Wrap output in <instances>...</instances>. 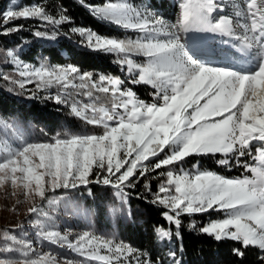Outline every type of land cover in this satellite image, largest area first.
Returning <instances> with one entry per match:
<instances>
[{"label": "snow or ice", "instance_id": "obj_1", "mask_svg": "<svg viewBox=\"0 0 264 264\" xmlns=\"http://www.w3.org/2000/svg\"><path fill=\"white\" fill-rule=\"evenodd\" d=\"M80 3L99 20L139 33L136 39H117L86 28L71 30L82 38L81 46L114 55V63L132 84L150 86L152 102L138 98L131 89H123L124 82L119 78L100 75L97 81L93 73L72 64L30 65L8 50L7 56L22 79L3 75L4 80L26 91L27 85L34 84L36 90L30 92V98H37V92H48L44 99L68 107L71 115L103 131L57 133L45 142L21 140L0 157V184L10 182L13 187H21L26 197H38L40 201H47L48 193L58 189L103 184L115 189L123 205L126 190L135 186V180L168 168L158 174L164 179L151 203L167 209L163 216L176 231L157 227V237H179L182 215L222 212V219L210 221L199 231L216 241L237 242L239 246L232 253L240 262L245 250L258 249L257 264H264V0H245L235 20L228 15L214 17V13L224 12L223 0H180L178 18L171 24L151 12L137 10L126 0H107L102 6L85 4V0ZM21 19L36 20L40 27L53 26L51 35L34 32L35 37L48 40H55L59 26L70 22L63 12L57 18L35 3L5 11V27L0 35L21 31L23 25L7 27ZM189 31L225 37L222 42L245 54L252 67L246 70L196 58L182 42L181 34ZM138 56L144 58L143 62L135 59ZM53 88L57 89L55 94L50 91ZM92 90L110 96L111 107L98 110L94 102L83 103L75 98L82 95L92 100ZM253 142H259L255 164H241V157L252 155ZM161 153L162 158L150 162ZM217 154L222 157L217 164L231 167L235 162L251 175L229 178L198 167L192 171L182 167L189 157ZM175 166H181L179 171L174 170ZM94 169L102 170L103 175L97 174L93 180L90 177ZM145 189L152 191L148 184ZM28 214L37 217L29 223L39 241L66 248L80 260L58 258L51 250L37 251L31 240L14 234L17 229L24 230L22 224H17L2 233L0 264H132L128 260L134 255L132 248L115 236L86 228L70 239V230L62 233L39 218L52 220L42 204L33 203ZM189 227L195 229V221ZM169 256L174 264H180L174 251ZM136 264L153 261L140 254Z\"/></svg>", "mask_w": 264, "mask_h": 264}, {"label": "trees", "instance_id": "obj_2", "mask_svg": "<svg viewBox=\"0 0 264 264\" xmlns=\"http://www.w3.org/2000/svg\"><path fill=\"white\" fill-rule=\"evenodd\" d=\"M6 0H0V13L4 8ZM132 3H150L152 7L163 9L175 4V0H127ZM107 0H85V4L102 6ZM117 2V0H111ZM39 3L43 5L49 14L59 18L63 14L69 17V21L59 26L57 38L48 40L46 38H38L34 36L37 30L46 31L52 34L53 26H39L36 20H17L10 22L7 27L13 25H23L21 31L10 35H0V116L17 115L24 120L33 121L39 130L52 135L57 133H65L75 130L84 125L94 127L97 131L102 132L103 129L86 124L82 119L70 114L68 107L57 105L51 100L44 97L48 92H37V98H30V92L35 91V85L29 84L26 90L20 89L17 85L6 81L3 75H8L13 80L22 79L16 72L17 66L11 62V58L7 56V51L12 50L18 54L22 61L39 66L41 62L48 65H68L78 66L83 72L93 73L94 79L98 81L100 75L111 76L121 80L127 79L124 72L120 71V66L114 63L116 57L114 55L92 52L86 47L81 46V37L77 33H73L72 28H86L97 32L100 35L117 38V39H136L138 34L131 30H126L115 26L111 23L104 22L91 15L88 8L80 3V0H20L19 8L25 5ZM5 25L0 26V31ZM46 58V59H45ZM79 83V82H77ZM131 83V82H130ZM134 91L143 98H147L150 86L143 84H132ZM153 90V89H152ZM53 94L56 88L50 90ZM76 92L77 90L70 89ZM83 91V90H79ZM93 91V99L80 95L76 99L83 103H95L96 106L111 107V97L105 96L103 93ZM98 97V98H97ZM167 151V149H166ZM164 153H161L162 158ZM246 155L241 157V164H255L253 157ZM222 158L219 154L216 156H194L187 158L182 167L194 169L196 165L208 168L216 172L227 173L229 175L239 177L251 175L245 172L244 168L233 162L231 168L221 166L216 163ZM156 159L150 162L154 163ZM181 167V166H179ZM163 172L162 169L156 172H149L146 177L134 181L135 186L128 188L127 201L133 209L134 216L127 224L121 223V230L124 237L137 248L141 249L145 254L160 264H166L169 259V252L176 253V259L180 264H257L259 250L249 248L245 250L246 254L243 262L240 258L232 253L234 247L239 246L237 242L230 240L216 241L213 237L203 234L199 228L206 225L210 218L217 217L214 212L182 215L180 236L175 235L171 240H161L157 237L155 229L163 227L165 230L171 229L175 233L174 225H170L163 216V212L167 209L159 204L151 203L153 193L158 189L159 183L163 177L158 174ZM145 184L150 185L152 191L145 189ZM94 184L91 185L89 192L82 193L86 199L92 197V193L97 191ZM81 194V192H80ZM119 198V197H118ZM195 221L196 228L192 229L189 225Z\"/></svg>", "mask_w": 264, "mask_h": 264}, {"label": "rangeland", "instance_id": "obj_3", "mask_svg": "<svg viewBox=\"0 0 264 264\" xmlns=\"http://www.w3.org/2000/svg\"><path fill=\"white\" fill-rule=\"evenodd\" d=\"M20 0H6L3 10L0 13V26L4 25L3 23V13L9 9L17 10L19 9ZM126 2L132 4L137 10L151 12L156 16L163 17L169 24L175 23L178 15H179V7L178 4L180 0H175L174 5H170L167 8L158 9L152 7L150 3H132L130 1ZM224 3V12L223 13H214V17H218L220 15H228L231 16L234 20L236 19L235 13L238 10H243L245 5V0H223ZM21 8V7H20ZM137 33V32H135ZM139 35V33H137ZM186 33H182V42L185 43L187 49L190 54H194V56L198 59L204 58L206 53H202V51H197L192 49V44L194 42H187L185 38ZM195 37L197 41L202 40V36L197 32L195 33ZM112 38V37H111ZM210 47L212 48L211 54L215 58L219 60V62L215 64H231L236 68L249 70L252 67V63L250 60L247 61L245 54L240 53L236 48L232 47L229 44H225L222 41L226 39L225 37H221L218 34L210 33ZM206 57V56H205ZM231 58H235L236 63L231 62ZM138 62H143V57H135ZM24 63H28L23 61ZM32 65L31 63H28ZM19 69L16 68V72L18 74ZM115 78V77H114ZM124 83L122 84L123 89H131L133 92L134 89L130 83V79L122 80ZM152 92L153 90L149 88L147 98L140 97L136 92V96L148 103L152 102ZM99 110L102 107L107 106H96ZM90 114V113H89ZM68 133L71 134H101L102 132L97 131L94 127H89L84 125L81 128L70 130ZM45 135L42 133L36 124L31 120H24L21 117L0 116V157L6 154V152L15 147L20 143L21 140H26L29 142H45L49 141L53 136ZM259 146V142H253L252 145V153L257 155L256 149ZM159 159V158H154ZM201 171L209 170L208 168H203L202 166L196 165ZM188 169L183 167L185 170H195ZM229 169L231 167H228ZM168 168H163V172H167ZM175 171H179V166H175ZM216 172V171H213ZM220 175L229 177V178H237L235 176L229 175L227 173L216 172ZM97 174L103 175L102 170L94 169L93 176L91 179H95ZM150 175V173H148ZM242 177V176H239ZM164 179V177H163ZM162 179V180H163ZM94 184L97 187V191L92 193V197L88 200L86 199L82 193L89 192L91 185ZM85 187L78 188L76 190H64L58 189L56 192L48 193L47 201H40L38 197H26L24 195V190L17 186L13 187L10 182H5L0 184V246L3 244L2 233L5 229L15 228L17 224H22L24 226V230L17 229L14 233L20 238L31 240L33 242L34 247L37 248V251L47 252L51 250L53 254H56L59 257H68L69 259H74L79 261L80 257L76 254L72 253L70 250L66 248H57L46 242L39 241L38 237H36L34 229L30 221H33L37 217L30 216L28 214V208L35 204H42L43 210L52 217L51 221L44 220L43 217H39L44 221V223L53 224L55 228L62 233L70 230L72 235L70 239H74L76 235H78L82 230L86 228H91L92 231L97 234H103L105 236H115L117 241H123L126 245L130 246L133 250L134 255L128 257V260L132 262V264H136V256L140 254H145L141 249L137 248L130 241H128L121 230V223L127 224L132 216H134L133 209L129 206V202H126L121 205L120 198L115 195V189L110 186H105L103 184L92 183ZM81 192V194H80ZM51 201V203H49ZM112 208H117L119 211L112 212ZM218 216L214 218H210L207 223L212 220L222 219V212H214ZM138 250V251H137ZM15 256L16 254H8ZM147 258H150L148 254H146ZM144 256H141L143 259ZM153 264H160L159 261L153 260ZM122 264H127V262H122ZM166 264H174V261L169 259Z\"/></svg>", "mask_w": 264, "mask_h": 264}, {"label": "bare ground", "instance_id": "obj_4", "mask_svg": "<svg viewBox=\"0 0 264 264\" xmlns=\"http://www.w3.org/2000/svg\"><path fill=\"white\" fill-rule=\"evenodd\" d=\"M198 33L199 35L202 36V40L197 41L196 37H195V33ZM210 33H206V32H198V31H189L185 34V38L187 40V42H194L192 45V49L193 50H197V51H202V53H206V57L204 56V58H202V60L207 61L209 63H217L219 62V60L217 58H215L214 56H212L211 51L212 48L210 47V44H212L210 41ZM231 62L232 63H236L235 58H231Z\"/></svg>", "mask_w": 264, "mask_h": 264}]
</instances>
